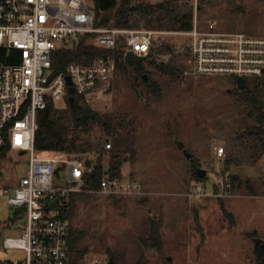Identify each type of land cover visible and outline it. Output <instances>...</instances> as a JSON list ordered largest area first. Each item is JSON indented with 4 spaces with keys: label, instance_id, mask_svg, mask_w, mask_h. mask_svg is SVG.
Instances as JSON below:
<instances>
[{
    "label": "rangeland",
    "instance_id": "obj_1",
    "mask_svg": "<svg viewBox=\"0 0 264 264\" xmlns=\"http://www.w3.org/2000/svg\"><path fill=\"white\" fill-rule=\"evenodd\" d=\"M84 1L94 13L93 1ZM136 1L145 6L159 0ZM190 4L199 27L213 19L221 30L264 35V0H190ZM143 11H134L130 22L137 25L130 27L158 30L149 56L142 60V73L157 81L158 90L149 91L139 83L135 67L125 61L126 70L117 67L102 93L77 94L80 104L117 127L109 134L102 121L90 122L86 135L93 147L70 153L84 164L87 159L98 161L100 154L107 168L109 154L119 152L120 177L138 178L141 189L126 194L97 189L77 193L69 220L83 236L76 250L70 249L69 264L71 260L107 264L110 258L115 264H255V240L264 241V146L259 136L248 132L254 118L231 78L184 73L186 38L166 29V17L161 19L165 28L145 26ZM118 44H124L123 37ZM153 61L169 62L178 71L162 72ZM246 81L250 86L259 84L264 104V75ZM52 103L71 122L65 98ZM178 141L192 154L190 158ZM219 146L224 147L221 156L216 154ZM49 153L39 150L41 156ZM28 160L27 152L5 149L0 180L15 184L26 174ZM197 168L206 170L201 179ZM197 183L203 187L201 195L194 194ZM14 209L0 192V264H24L25 250L3 245L6 238L20 239L21 229L8 219ZM154 222L158 235L151 228Z\"/></svg>",
    "mask_w": 264,
    "mask_h": 264
},
{
    "label": "built area",
    "instance_id": "obj_2",
    "mask_svg": "<svg viewBox=\"0 0 264 264\" xmlns=\"http://www.w3.org/2000/svg\"><path fill=\"white\" fill-rule=\"evenodd\" d=\"M156 31L96 26L94 13L84 0H0V148L8 144L29 155L26 174L15 184L0 180L5 203L22 209L14 220L15 227L21 229L20 239L6 238L3 245L25 250L24 264H69L70 220L47 213L44 197L56 192L92 190L83 178L86 166L77 156L57 151L39 155L34 144L37 113L53 100L68 95L67 75L76 94L97 95L107 88L117 69L116 57L102 54L88 64L70 61L54 73L53 53L73 48L91 33V42L107 50L118 48L123 37V58L128 50L147 57ZM176 32L186 38V74L245 80L264 75V35L221 30L213 19L199 27L196 17L190 29ZM8 57L12 62H5ZM110 145L106 142V147ZM223 153L224 147L219 146L216 154ZM60 169L67 183H56ZM140 189L138 178L109 174L103 175L97 188L123 194ZM193 190L201 195L203 187L197 183Z\"/></svg>",
    "mask_w": 264,
    "mask_h": 264
},
{
    "label": "trees",
    "instance_id": "obj_3",
    "mask_svg": "<svg viewBox=\"0 0 264 264\" xmlns=\"http://www.w3.org/2000/svg\"><path fill=\"white\" fill-rule=\"evenodd\" d=\"M94 4V25L106 26L112 24L118 27H130L137 24H132L131 17L135 10H144L145 13V26L165 28L167 26L161 22L162 17H166L169 20L170 30H187L192 27L193 23V6L190 4V0H180L183 8H180L179 0H159L157 2L147 4L145 6L138 3L136 0H92ZM156 24V25H154ZM91 33L85 34L79 42L71 49H58L52 56V69L54 73L61 71L65 65L70 61H76L79 63L88 64L91 63L93 58L102 54H112L117 59V67L121 70H126L125 60L123 58V50L121 46L114 50H107L98 47L91 42ZM160 47L168 48L167 44H162ZM149 55H147L148 57ZM146 57V58H147ZM145 58V59H146ZM13 61H17L14 59ZM5 62H12L8 57ZM162 72L174 74L178 71V68L171 63H159L154 62ZM135 67L137 79L139 83L145 85L149 91H157L158 83L142 73L143 63H130ZM146 76V77H145ZM256 78V77H255ZM235 83V89L237 94L248 108L249 114L254 118V122L248 126V132L259 136L262 140V146H264V104L262 101V89L258 83L249 85L248 83L243 87L237 86L236 78H231ZM70 94L74 95L73 100L69 99ZM79 98L75 92L68 93L65 97L66 104L72 117L71 122H67L63 117L64 114H59V109L54 107L53 103L38 111L37 122L38 127L35 132V147L38 150H45L48 152H65V153H79L90 150L94 142L86 135L90 127V122L96 120L102 121V117L96 110H93L89 106H85L79 103ZM105 127L110 134L115 132L117 126L111 124V121L105 120ZM10 146L7 144L0 148V159L3 156L5 149ZM108 150V148H104ZM100 153V152H99ZM100 154L98 161L92 162L90 159L86 160V168L84 170L83 178L87 187L97 189L100 184V180L105 174H109L112 177H120L119 167L122 164V160L119 157V152H112L109 154V162L107 168H104L100 162ZM196 172V170H195ZM196 176L199 177L196 172ZM236 176H232V180ZM56 183H67L63 178L62 169L56 173ZM80 191H68L64 194L56 192L52 197H44V207L47 213L56 217H70V210L74 206L75 196ZM22 212V209H14L9 213L8 219L15 220L17 215ZM158 226L155 222L151 223L153 234L158 235ZM83 232L79 229H75L70 225L68 244L70 249L76 250L78 241L82 238ZM255 264H264V241L258 243L255 242L254 247ZM72 264H75V260H71ZM2 264L4 262H1ZM12 264V262H8Z\"/></svg>",
    "mask_w": 264,
    "mask_h": 264
},
{
    "label": "water",
    "instance_id": "obj_4",
    "mask_svg": "<svg viewBox=\"0 0 264 264\" xmlns=\"http://www.w3.org/2000/svg\"><path fill=\"white\" fill-rule=\"evenodd\" d=\"M145 58H146V56H144V55H137V54L133 53V52L130 51V50H128V51L125 53V55H124V59H125V61H126V62H130V63H138V62L144 60ZM145 77H146V76H145ZM66 80H67V83H68V85H69V86H68V91H69L70 93H73V92H74V86L71 84V83H72L71 77H70L69 75H67V76H66ZM236 82H237V86H238L239 88H243V87L247 84V83H246V80H245L244 78H242V77H237V78H236ZM73 98H74V95H73V94H70L69 99H70V100H73ZM177 144H178V147H179L180 149H183V150H184L186 157L190 158V157L192 156V154H191L190 152L186 151V149L184 148V143H183V142L178 141ZM20 153L22 154L23 151H20ZM196 172H197V175H198L199 177H203V176L205 175V173H206V170L203 169V168H197V169H196ZM260 240H261V239L257 238V239L255 240V242L258 243V242H260ZM107 264H115V263H114L113 260L110 258V259L108 260Z\"/></svg>",
    "mask_w": 264,
    "mask_h": 264
},
{
    "label": "flooded vegetation",
    "instance_id": "obj_5",
    "mask_svg": "<svg viewBox=\"0 0 264 264\" xmlns=\"http://www.w3.org/2000/svg\"><path fill=\"white\" fill-rule=\"evenodd\" d=\"M246 83H247V81H246Z\"/></svg>",
    "mask_w": 264,
    "mask_h": 264
}]
</instances>
